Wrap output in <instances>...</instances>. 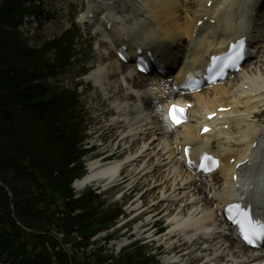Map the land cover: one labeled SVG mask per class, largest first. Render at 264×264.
Returning a JSON list of instances; mask_svg holds the SVG:
<instances>
[{
    "label": "bare ground",
    "instance_id": "6f19581e",
    "mask_svg": "<svg viewBox=\"0 0 264 264\" xmlns=\"http://www.w3.org/2000/svg\"><path fill=\"white\" fill-rule=\"evenodd\" d=\"M207 2L208 0H96V3L91 6L95 11L107 6L106 12H109L111 10L110 5L113 4V11L124 15L122 17L124 20L118 21L115 16L112 17L111 15L110 18H112L115 28L111 36L118 41L121 37L129 40L132 33L135 32L143 37V40L145 39L149 45L160 46L159 50L167 49V53H173L167 59L171 62V65L168 66L174 67V69L170 68L171 70L177 69V75L169 76L166 79L145 78L140 75L126 76L130 67L117 64L100 67L90 74L88 80L95 84H105L107 77L112 76L111 80L114 82L109 84V88L105 92L109 99L120 100V103L115 107V110H120V113H117L119 116L112 121L113 130L117 133L129 125L128 118H126L128 110L131 114H135L138 110L137 105L133 104V106L128 107L124 101L138 100L139 102L142 100L145 111H151L154 116L152 120L150 119L151 122H147L146 125H143L142 120L135 122V124L126 127L124 132L119 135L116 143L125 144L127 142L124 151L128 154L132 152L130 155L123 159L91 161L88 164L87 174L75 182L74 189L76 192H83L89 187L105 189L114 182L122 180V173L125 169L129 174L139 178H145L149 175L156 176L159 183L157 187L164 189L161 201L165 206L173 204L175 207L167 220L169 233L160 241L167 246V249L181 250L179 258L177 255L174 258H166L165 263L167 264H179L180 258L189 256V249L194 245H190V239L199 235L203 230L214 229L217 222L220 221L222 208L229 200V193L226 189L232 176V167L230 168L228 164H225L220 173L207 179L213 180L214 186L206 196L209 188L202 181L203 179L200 180L195 177L185 166L182 150L185 145L200 137L197 122L205 114L216 112L221 106L237 107L227 116H232L234 113L239 114L238 107L243 106L245 108L244 115H237V122L231 131L205 137L203 141L206 144L202 149L196 151L197 155L207 150L214 152L208 146L215 142L218 154L224 156L225 161L234 156L245 155L254 136L259 131L255 126L247 123L246 116L250 115L254 108L256 109L254 105L256 101L250 95L254 92H260L264 88V86H257L264 78L262 75L264 74V62L259 67L255 65V69L250 72L248 70L246 72V69L254 63L245 65L241 74L236 76L238 82L233 86L228 81L194 95L181 94L178 91L185 84L186 73H192L200 65L203 66V54L226 42L225 38L219 36L216 31H212L213 29L209 26L200 27L196 33V24L201 17L204 14H211L218 17L219 27L224 28L225 26L231 30L235 28L234 22L238 15L237 4L240 3V0H232L235 14L230 18L227 17L230 10L226 6L228 0H216L210 9L206 7ZM221 4L222 10L218 11ZM83 19L84 17L81 20ZM174 51L178 53H174ZM99 56L104 62L108 61L106 52L100 51ZM112 71H115L116 74H111ZM121 76L125 78V85L118 81ZM171 78H175V81L171 82L169 80ZM147 81L165 83L162 84V87L155 84V86H151L153 90L146 91L150 86ZM240 85L242 87L250 86V90L238 91L237 87ZM238 93L248 95L249 99L247 101L240 100ZM181 100L194 105L193 110L190 111L191 121L178 130H169L166 138H163L161 136L163 131L160 111L165 109L168 104ZM136 101L135 103H137ZM193 119H195L194 122ZM244 124H248V126L244 128ZM171 135L174 139H170L172 138ZM245 142L248 147L243 154L233 150V143L242 145ZM134 148H136L135 151H133ZM251 179H254L255 183L258 184L256 172ZM201 193L205 194L203 200L196 198ZM201 203L203 204L200 206ZM217 230L216 228L215 231ZM194 231L198 232L192 234ZM172 233L174 234L170 237ZM180 235L183 239L178 241V245H175L176 237ZM204 243L206 244L201 247V252L189 257L187 264H217L218 261L220 264L264 263V251L255 254L254 251L241 245L233 234L225 237L216 234ZM122 246L123 243L121 242L119 247L122 248Z\"/></svg>",
    "mask_w": 264,
    "mask_h": 264
},
{
    "label": "trees",
    "instance_id": "16d2710c",
    "mask_svg": "<svg viewBox=\"0 0 264 264\" xmlns=\"http://www.w3.org/2000/svg\"><path fill=\"white\" fill-rule=\"evenodd\" d=\"M29 1L0 0V253L12 264H158L138 245L116 258L103 247L87 256L100 232L112 238L109 229L123 211L93 190L75 198L72 184L87 153L81 104L76 90L53 88L49 79L70 66L78 33L30 48L19 27L40 10Z\"/></svg>",
    "mask_w": 264,
    "mask_h": 264
},
{
    "label": "rangeland",
    "instance_id": "374dc122",
    "mask_svg": "<svg viewBox=\"0 0 264 264\" xmlns=\"http://www.w3.org/2000/svg\"><path fill=\"white\" fill-rule=\"evenodd\" d=\"M87 1L88 0H40L43 10L52 13L51 17H53L55 24H52L51 22L49 23V21L45 19H40L37 20V25L32 22L23 24L19 33L23 36L25 40L28 41V46L30 48L39 49L41 44L47 38H52L54 36L58 37L62 33H64L68 28H70L72 19H74L75 16H79L86 11L88 6ZM122 16L123 15L118 14L117 20L118 19L121 20ZM25 20L27 22V19ZM82 34H83V38L79 39V41H77V44L75 46V50L77 52H80L79 57L72 61V66L68 68V70L65 71L63 74H61L58 80H50L49 84L53 88L65 89L69 91L74 90L76 84L83 85V89L78 90L79 92L78 94L81 102V108H82L81 116L84 118V128L86 131H88V135H89L88 146L94 148V153L92 154V156L88 157L85 160V164L86 166H88V164L91 161H96V159L100 160L98 158L108 157L110 154L114 153V149L117 147V145L119 146V148L118 151L116 152V156L114 159H123L128 155H130L132 152H129L128 154L126 151H124L125 144L127 142L125 144L116 143V141L119 138V135L124 132V129L126 127L135 124V122L142 120L143 125H146L147 122H151L154 115L151 114V111L149 112L145 111L144 102H142V100H139V102L138 100L124 101V104L127 105L128 107L133 106V104L137 105L138 110L135 112V114H131L128 110L126 118H128L127 122L129 125L125 126V128H122V130L119 131L120 133L119 132L117 133L115 130H113L112 121L119 116L117 113L118 112L120 113V110L119 111L115 110V107L117 106V104L120 103V100L116 101L111 98L109 99L106 92L104 91L100 92L97 89H92L90 86L86 87L87 76L81 77L80 72L86 67H88L89 69L98 68L104 64L103 63L104 60L100 59L98 52L94 51V48L97 47L98 42L95 39L91 40L92 36H89L88 31L86 30L82 31ZM90 41H93V44ZM91 45H93L92 49H91ZM103 47L104 46H101L102 50H104ZM261 47H264V38ZM263 51L264 48L262 49V52ZM53 55L54 53H51L48 56V58L52 59ZM263 62H264V53L260 54L259 61L254 62V64L251 67L246 69V72L247 70L248 72H250L252 69H255V65L259 67L260 65L263 64ZM90 63H92L93 66L90 65ZM107 63H108L107 65L115 64L114 59L112 58L108 60ZM169 80L172 82L175 80V78L174 79L171 78ZM88 81L90 80L87 79V82ZM237 81L238 80H232L231 85L232 86L235 85ZM263 81H261L262 84L259 83V85L257 86L258 87L264 86ZM121 82L123 81L121 80ZM163 83L165 82L161 81V82L153 83L149 81L148 85L150 86L146 89V91L149 89L150 91L153 90L151 86H155V84L162 87ZM135 101L137 103H135ZM262 101L264 103V99ZM113 102L115 103L112 104ZM259 105H262L263 107L264 104H259ZM171 137L172 138L170 139H174L172 135ZM124 171L125 172L121 185L107 191L97 190L98 193L102 194L101 195L102 200L109 202V205L120 204L127 200V206L125 207V211L126 214L129 215V218L123 219L120 222V224L117 226V229L119 230L123 225L128 223H130V225L132 226L131 230L128 233L129 236L125 235L126 231L124 230V228L120 229L119 238H117L116 242H112L109 245H107V250L109 251V253L113 251L115 256H119L123 249H128V252L130 254H134L136 252V249L130 248L129 247L130 244L138 240H143L144 244L148 245L147 248L152 249L151 252L148 250L150 252L149 254L151 256L157 255L159 264H167L165 263L166 250L168 253H172L178 249H167V246L163 242L161 243L160 240L162 237L160 236L155 238L154 244H151L149 242V239L151 236V232L154 231V229L156 228V226L152 227L153 224L163 220L165 221V228L168 227L167 219L169 215H172L171 211L175 207L173 204H170L169 206H165V204L161 201L164 193L163 192L164 189L163 187H157L159 183L157 181L156 176L149 175L145 178H141V177L139 178L137 176L129 174L127 169H125ZM202 181L209 188L207 190V194H206L207 196L209 194L210 189L214 186V182L213 180H206V181L202 180ZM132 190H134L135 192L134 194L131 193ZM166 192L168 191L166 190ZM197 196L198 199L200 200H203L205 198L204 193L198 194ZM202 204L203 203H201L200 206ZM143 213L145 215V219H142L140 221L139 219H137V217H139ZM141 226L142 228L140 230L139 228ZM142 230L143 232H141ZM51 233L59 240V242L63 241L64 237L61 234H59L57 229L51 230ZM104 236L105 235H102L99 238L95 239L94 246H91L89 249V251H91L92 254L94 253L97 254L98 253L97 249L102 246H105L103 240ZM121 242L123 243L122 246L123 248L119 247V244ZM177 243L178 240H176L175 245L179 244ZM163 245L164 247L162 248ZM159 246L162 249H160ZM201 247H203V245L193 248L192 253L189 254V256H187L186 258H180L183 260H181L180 261L181 263L179 262V264H187L188 263L187 259L201 252ZM65 249L68 252L72 251V248L70 246H66ZM180 251L181 250H178L177 252L179 253V255L181 254ZM217 264H220V261H218Z\"/></svg>",
    "mask_w": 264,
    "mask_h": 264
},
{
    "label": "snow or ice",
    "instance_id": "6c2138e0",
    "mask_svg": "<svg viewBox=\"0 0 264 264\" xmlns=\"http://www.w3.org/2000/svg\"><path fill=\"white\" fill-rule=\"evenodd\" d=\"M244 43V40L241 39L232 45L234 55L229 57L232 64L242 58ZM184 111L183 108L173 105L169 109V116L175 124H180L184 120ZM204 131H208V129L205 128ZM218 166L219 162L207 154L203 156L200 164L201 169L206 171H211ZM226 211L229 214V219L239 226V232L246 243L256 246L257 242L264 240V216H254L250 207H243L238 203L229 205Z\"/></svg>",
    "mask_w": 264,
    "mask_h": 264
}]
</instances>
